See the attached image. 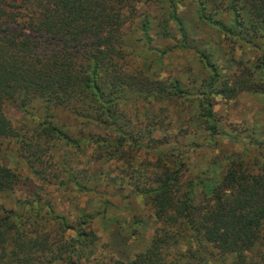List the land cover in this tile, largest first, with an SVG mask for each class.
I'll return each mask as SVG.
<instances>
[{
	"label": "trees",
	"instance_id": "obj_1",
	"mask_svg": "<svg viewBox=\"0 0 264 264\" xmlns=\"http://www.w3.org/2000/svg\"><path fill=\"white\" fill-rule=\"evenodd\" d=\"M186 2L200 22L235 44L233 53L243 46L258 51L253 65L228 75L212 54L199 51L178 15ZM139 6L154 11L142 19L138 42L166 55L152 47L150 23L158 18L162 39H174L173 25L180 37L175 48L195 50L211 73L207 79L190 70L186 80L155 77L136 66L140 57L128 31ZM252 91L264 93V0H0V145L16 143L32 177L24 182L33 186L13 208L0 204V264H264V157L248 150L223 155L213 163L219 177L214 169L200 175L190 171L181 145L195 132L188 130L193 122L216 147L217 136L227 134L215 98ZM35 103L42 119L25 131L4 112L7 104L27 110ZM57 109L111 136L74 140L54 122ZM69 145L80 156L91 151L83 168L71 164L79 155L64 150L59 157ZM110 159L122 174L130 172L128 185L155 222L149 246L127 261L91 255L100 247L91 229L95 216L69 221L49 189L95 192L102 179L89 163ZM21 181L0 162V196L13 194ZM68 231L76 235L72 244Z\"/></svg>",
	"mask_w": 264,
	"mask_h": 264
},
{
	"label": "rangeland",
	"instance_id": "obj_2",
	"mask_svg": "<svg viewBox=\"0 0 264 264\" xmlns=\"http://www.w3.org/2000/svg\"><path fill=\"white\" fill-rule=\"evenodd\" d=\"M153 11L154 8L147 9L144 6H139L128 31V37L137 48L136 55L140 57L136 66L148 69L155 77L171 75L186 80L187 74L184 72L190 70L198 80L207 79L211 73L203 66L195 50L175 48V41H178L180 37L173 25L170 30L174 39H162L158 34L160 31L157 25L158 18L152 19L150 23L149 36L153 40L152 47L160 51H169L166 55L156 54L149 50L148 46H144L143 42H138L143 38L142 19L147 13ZM178 15L187 25L190 38L193 39L197 49L212 54V61L218 63L224 73L238 75L242 72V64L248 65V67L253 65L254 62L251 65L250 63L256 59L258 51L252 47L243 46V50L237 47L233 53L235 44H232V41L227 40L216 29L200 22L196 17L193 3L186 2L183 6L179 5ZM214 111L220 120L221 131L227 135L217 136L218 145L212 147L207 144L206 135L200 132L198 124L191 122L192 125H189L188 130L189 132L195 130V132L181 142L187 152L185 161L190 171L201 175L202 172L214 169L216 172L219 171L216 174L219 177L222 172L213 163L219 161L218 158L223 155L244 153L245 150H248L250 154H260L264 157V93L242 92L231 100L218 96L215 98ZM4 112L13 124L22 127L23 131L34 128L42 119L37 103L27 110L20 108L17 104H7L4 107ZM54 122L58 127L67 131L74 140L87 137L90 133L111 136L109 132L99 127H86L80 119L62 109L54 111ZM195 133L197 136H194ZM228 136L233 138L236 136L238 140L235 138L234 141ZM249 139L262 145L252 146L248 144ZM64 150L72 153V156L79 155L76 146L69 145L68 148H62L58 152L59 157L64 155ZM83 151L82 156L80 154L78 159L72 160L71 164L74 167L83 168L82 161L90 160L88 157L91 151L85 148ZM17 152V145L14 141L4 142L0 145V162L20 174L22 180L13 194L0 196V204L6 208H13L18 199L26 197L33 190L32 183L24 182L27 181L26 179H30L31 175L18 157ZM146 158L152 160L153 153L147 154ZM89 164H91L90 171L93 177L102 179L95 192L84 194L72 185L58 186L57 189L50 187L49 189L60 210L69 221H75L78 216L85 213L95 216L91 223V229L98 235L100 247L98 251L91 250V255L105 259L130 260L136 254L143 252L150 244L155 227L152 212L144 205L143 198L132 192L130 184L128 185V182L131 181L130 172L122 174L119 162L110 159ZM110 179H117V182L113 184ZM106 201L109 202V205L104 208L103 204ZM65 237L69 244L76 240L73 231H68Z\"/></svg>",
	"mask_w": 264,
	"mask_h": 264
}]
</instances>
